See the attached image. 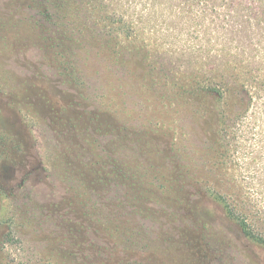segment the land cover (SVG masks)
Listing matches in <instances>:
<instances>
[{
	"label": "rangeland",
	"instance_id": "rangeland-1",
	"mask_svg": "<svg viewBox=\"0 0 264 264\" xmlns=\"http://www.w3.org/2000/svg\"><path fill=\"white\" fill-rule=\"evenodd\" d=\"M226 205L264 239V0H0V264H264Z\"/></svg>",
	"mask_w": 264,
	"mask_h": 264
},
{
	"label": "trees",
	"instance_id": "trees-1",
	"mask_svg": "<svg viewBox=\"0 0 264 264\" xmlns=\"http://www.w3.org/2000/svg\"><path fill=\"white\" fill-rule=\"evenodd\" d=\"M217 199L221 200L220 197ZM226 207L228 215L236 221L243 234L251 240L264 245V239L254 232L249 222L231 206L226 205Z\"/></svg>",
	"mask_w": 264,
	"mask_h": 264
}]
</instances>
